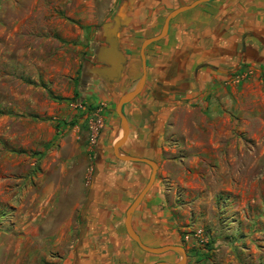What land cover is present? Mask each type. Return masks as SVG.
<instances>
[{
  "label": "rangeland",
  "instance_id": "1",
  "mask_svg": "<svg viewBox=\"0 0 264 264\" xmlns=\"http://www.w3.org/2000/svg\"><path fill=\"white\" fill-rule=\"evenodd\" d=\"M80 7L78 0H0V264H73L90 184L105 190L114 168L134 164L112 148L105 161L94 154L106 99L97 98L103 89L91 90L95 76L84 69L97 64L100 27L112 19L97 18L92 36L77 18ZM117 7L97 2L95 9L110 16ZM140 44L131 89L141 75ZM237 90L232 110L183 98L167 106L150 190L162 189L166 227L179 236L185 264H264L263 73ZM111 181L131 201L138 194L130 179Z\"/></svg>",
  "mask_w": 264,
  "mask_h": 264
},
{
  "label": "crops",
  "instance_id": "2",
  "mask_svg": "<svg viewBox=\"0 0 264 264\" xmlns=\"http://www.w3.org/2000/svg\"><path fill=\"white\" fill-rule=\"evenodd\" d=\"M124 0H78L77 18L84 20L90 35L96 34L97 18H113L97 14V2L117 3ZM194 0H129L128 23L119 30L120 48L127 56L121 80L107 82L95 76L91 90H104L105 119L95 145L96 158L105 161L113 142L122 129L115 115L114 100L131 90L139 60L136 41L159 33L167 13ZM118 8V7H117ZM104 13V12H103ZM106 13V12H105ZM146 54V81L140 98L123 105L129 135L121 146L122 153L156 159L161 150L162 132L169 109L178 100L189 99L221 110V103L233 109L238 100V83L264 75V0H208L180 12L169 22L167 34L149 44ZM141 66V63H140ZM116 105V104H115ZM118 166L105 190L90 184L89 199L73 264H152L147 255L127 234L125 211L132 194L116 190L113 178L120 184L132 180L138 192L146 183L147 166L143 162ZM160 187L148 190L134 210L132 226L141 240L151 246L179 244V236L166 227L167 212L163 207ZM137 192V193H138ZM173 259H179L174 251ZM148 253V254H147ZM165 253V252H164ZM178 256V258H177Z\"/></svg>",
  "mask_w": 264,
  "mask_h": 264
},
{
  "label": "water",
  "instance_id": "3",
  "mask_svg": "<svg viewBox=\"0 0 264 264\" xmlns=\"http://www.w3.org/2000/svg\"><path fill=\"white\" fill-rule=\"evenodd\" d=\"M208 0H194L189 4L180 5L176 8L170 10L164 18L163 24L159 33L146 37L142 40L139 48V55L141 61V75L137 80L135 86L124 93H122L115 105V112L119 116L122 133L113 142L112 149L116 158L121 161H133V162H143L150 166L151 171L148 180L144 184L143 188L138 192V194L131 201L129 206L125 211L124 217V227L128 236L136 242V244L144 251L160 254L167 251H174L178 254L179 259L176 262H169L166 260H157L152 264H185L187 260L186 250L182 245L178 244H164L160 246H151L144 243L139 234L134 230L132 226V216L136 207L140 204L141 200L151 188L158 168V164L155 160L137 156L132 154H125L120 151V147L125 143L129 135V124L128 120L123 112V105L131 101L135 96H137L144 87L146 81V47L154 41L163 38L168 31L170 20L182 11L196 6L201 2ZM129 0L122 1L117 8L115 15L112 20L104 22L101 27V40L103 43L99 44L94 50L93 63L87 64L84 72L89 76H96L104 81L113 83L121 80L124 66L127 62V56L125 52L120 48L119 43V30L122 26L126 25L130 20L129 16H126L128 10Z\"/></svg>",
  "mask_w": 264,
  "mask_h": 264
},
{
  "label": "flooded vegetation",
  "instance_id": "4",
  "mask_svg": "<svg viewBox=\"0 0 264 264\" xmlns=\"http://www.w3.org/2000/svg\"><path fill=\"white\" fill-rule=\"evenodd\" d=\"M145 85V84H144ZM144 88V87H143ZM126 104V103H125ZM120 151H121V147H120ZM122 152V151H121Z\"/></svg>",
  "mask_w": 264,
  "mask_h": 264
}]
</instances>
